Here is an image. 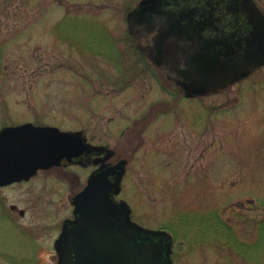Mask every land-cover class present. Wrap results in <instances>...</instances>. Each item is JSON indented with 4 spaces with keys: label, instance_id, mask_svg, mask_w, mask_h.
I'll list each match as a JSON object with an SVG mask.
<instances>
[{
    "label": "rangeland",
    "instance_id": "obj_1",
    "mask_svg": "<svg viewBox=\"0 0 264 264\" xmlns=\"http://www.w3.org/2000/svg\"><path fill=\"white\" fill-rule=\"evenodd\" d=\"M38 1L10 0L25 5L23 22L0 25L32 24L16 38L39 39L1 59L0 129L51 123L107 142L128 159L117 199L137 224L171 235L173 264H264V66L188 98L134 47L126 13L137 0ZM91 169L70 164L0 187V264H35V237L60 232ZM50 247L41 264L54 259Z\"/></svg>",
    "mask_w": 264,
    "mask_h": 264
},
{
    "label": "water",
    "instance_id": "obj_2",
    "mask_svg": "<svg viewBox=\"0 0 264 264\" xmlns=\"http://www.w3.org/2000/svg\"><path fill=\"white\" fill-rule=\"evenodd\" d=\"M128 27L140 50L189 97L217 92L264 66V11L256 0H141L128 13ZM84 148L80 132L9 126L0 132V184ZM125 163L93 173L74 196L75 217L64 222L56 264H172L171 235L135 223L129 205L111 195L120 192Z\"/></svg>",
    "mask_w": 264,
    "mask_h": 264
},
{
    "label": "flooded vegetation",
    "instance_id": "obj_3",
    "mask_svg": "<svg viewBox=\"0 0 264 264\" xmlns=\"http://www.w3.org/2000/svg\"><path fill=\"white\" fill-rule=\"evenodd\" d=\"M34 1H35V3H33L34 5H41L42 6V2L43 1L41 3H40V1H38V2H36V0H34ZM69 1L72 2L71 0H68V1L60 0V3L58 5L55 2H54V4L56 6H58V7H61V6H64V5H68ZM138 1L139 0L136 1L135 5H137ZM135 5L129 7V9H127V11L129 12L132 9H134L133 7ZM262 5L264 6V4H262ZM24 6H22L20 3L19 4L15 3L14 5H12V3H10V0H0V12L1 11L2 12H8V11L13 12V11H15L12 14V16L8 15V14L4 15V13H2L0 15V25L3 26L4 24H8L7 26H13L12 24H17L19 22H23L22 20H18L15 17L19 13V12L17 13L16 11L24 10L25 9ZM52 6H54V5H52ZM128 12L126 13V20H127ZM36 21H37V19L33 20V22H36ZM30 25H32V24H28V23L21 24V27H19V28H17V26L15 25V27H16L15 29L4 30V33H3V31L0 30V63H1V59L3 57L7 56L6 53L9 52L11 49L15 50V48H18L17 46H19V44L22 43L24 45L25 44L27 45V43H29L30 40H32V41H38L39 40L37 38L36 39H32L31 37H22V36L19 37V38H16L23 28L28 27ZM126 25H128L127 22H126ZM11 42H14L15 44H10ZM132 43L134 44V47H136L135 43L134 42H132ZM6 44L8 45V47H7L6 50H4V48L6 47ZM146 58H147V56H146ZM150 63L152 64V66L154 65L151 61H150ZM157 68H160V67H157ZM161 71H163V70L161 69ZM125 77L128 78L127 75ZM129 79H130V77H129ZM172 123H173L172 120H169L167 123L164 124V126L167 127V126H169ZM19 124H21V123H19ZM46 124H48V125L50 124L52 126H58L56 124H51V123H46ZM13 125H18V124H12V126ZM9 126H11V125L4 126L3 128L0 129V132L3 129L9 127ZM58 127L60 129H62V130H69V131L81 130V134H82L81 136L83 137L84 144H85V148H84V150L82 152V155L79 156V157H74L71 160L64 158L62 163H61V165H59V166H52L50 168L38 169L29 178H24V179H21L19 181H14V182H11V183L6 184V185H0V187H6V186H9V185L15 184L17 182H25V181L29 182L32 178H34L37 175H39V173L41 171H49V170H51L53 168H57V167H61V166L62 167L63 166H68L70 164H78V165H81V166H91L92 169L90 170V173H89V176H90L93 172H97L100 169H107L110 166L115 165L116 163H118L120 160L123 159V158L119 157V154H117V151L114 148H111L107 144V142H105V141H99L96 138V135L95 134H91L88 131L87 128H85V129L84 128L83 129H73V128L64 129V128L60 127V126H58ZM127 164H128V162H127ZM1 199H2V197H0V201H1ZM71 201H73V197H72ZM9 206H10V208L12 210H17L19 212V214H25V209L19 208L16 204H10ZM5 212H7L9 215H11L9 213V210L5 209ZM11 217L15 218L12 215H11ZM72 217H73V209H72V216L66 217V219L72 218ZM263 222H264V217L257 222L258 226L261 227ZM62 226H63V223H62ZM62 226H61L60 232L62 230ZM60 232L56 231V236L53 238L52 241H51V238H50V240H48L49 238H45L44 240H38V238H36L35 235L32 232V234L35 237V241L38 243V247H36V252H35V257H34V259H35L34 263L35 264H41L40 259H39V255H38V251L40 250V247L44 246V245L52 246L50 248L52 249V255L54 256V259L51 262L47 263V264H56L57 263V261H58L57 241H58V237L60 235ZM9 257H10V255H9ZM10 259H11V257L6 259V261L10 262V264H13L10 261ZM27 259H28V257H25V256L21 257L19 262L16 263V264H33V263L27 261Z\"/></svg>",
    "mask_w": 264,
    "mask_h": 264
}]
</instances>
